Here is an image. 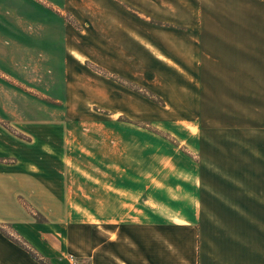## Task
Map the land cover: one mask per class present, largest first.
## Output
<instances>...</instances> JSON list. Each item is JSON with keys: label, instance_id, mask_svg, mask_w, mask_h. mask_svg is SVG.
Wrapping results in <instances>:
<instances>
[{"label": "rangeland", "instance_id": "374dc122", "mask_svg": "<svg viewBox=\"0 0 264 264\" xmlns=\"http://www.w3.org/2000/svg\"><path fill=\"white\" fill-rule=\"evenodd\" d=\"M106 1L0 0V23L5 26L0 32V236L10 242L7 246L0 245V254H10L9 244L12 242L28 252L22 258L27 264H71L70 256L75 257L74 264L90 262L74 254L60 255L48 241L39 239L40 248L33 247L18 236L19 227L10 222V212L15 211V208H22L25 216H20V220L28 221L32 228L41 231L45 228V234L60 232H51L50 227H44L45 223H53L51 218L61 222L60 219L65 217V223L74 221L78 216L73 213L71 216L66 215L63 206L68 196V207L73 212L72 201H76L69 196L71 177L78 176L70 174L73 165L71 160H80L77 162L83 164V168L79 170L84 176L88 174L86 170H98L89 172L95 173V178L99 177L96 174L116 175L111 170L119 167L116 165H122L121 169H125L122 180L126 181L132 202H135L134 198L142 202L146 197L145 192L149 191L151 180L162 178V169H165L168 162H185V150L179 146L183 142L189 144L193 139L184 124L190 127L202 126L201 144L204 150L198 153L197 138L192 141V145L189 144L195 149L193 152L196 161L199 162V158L202 160L204 157L221 166L219 174L223 178L217 180L206 176V190L217 191L219 194L208 200L210 205L218 206V202H224L225 197L234 196L242 204L259 203L264 206V194L259 192L261 184L248 178L244 180L245 175L258 178L255 170L264 168V130H244L250 125L248 120L249 123L246 124V119L236 120L224 113L225 117L222 119L205 118L204 115L209 113L202 116L198 110V93H193L183 85L181 74H184L185 69L182 65L195 69L201 62L198 42L185 30L182 33L170 30L169 23L146 20L151 15L145 9L166 13L167 3L163 0L121 1L127 9L128 17L134 16L137 21L126 24L127 27L137 30L142 38L114 40L108 36L103 37L105 26L102 8ZM11 3L16 5V16L20 15L18 10L21 9L17 4L30 3L32 13L33 4H42L61 15L65 25L68 24V30L74 33L62 40H10ZM135 3H140L143 9L135 7ZM139 14L144 15L141 23L137 19ZM59 41L62 43V50ZM68 63H74L73 70ZM106 65L121 67V73L107 70ZM101 82L124 87L128 92V108L139 104L135 103L134 98L140 100L142 117L111 118L110 124L105 123L106 121H90L102 117L101 114L106 112H103L101 104L95 105L83 96L87 90L96 92V87L101 89ZM71 92H75L74 97L78 102L66 101ZM169 95L178 101L175 106L179 108L168 102ZM180 101L184 103H179ZM181 108L185 114L193 112L190 114L194 119L184 120L179 117ZM89 115L92 118H88ZM258 122L256 121L257 126ZM59 155L69 161L64 179L62 182L45 183L40 176L53 174L56 170L53 160ZM103 157L110 160V166L95 165L94 161L102 160ZM233 157L244 164L251 161L253 163L245 168L232 167L230 158ZM254 158L260 161L254 162ZM87 164L90 166L87 167ZM254 166L256 167L251 168ZM214 169L206 166V170ZM46 170L48 174L45 173ZM233 170V175L239 174V179L233 177ZM171 174H174L173 171ZM27 187L29 191L23 195L22 189L26 190ZM44 188L58 192L60 196L57 203L54 193L50 197H41L40 190ZM227 204L234 205L230 201ZM37 229H33L36 234L33 233L40 238L42 232Z\"/></svg>", "mask_w": 264, "mask_h": 264}, {"label": "crops", "instance_id": "0c3cea01", "mask_svg": "<svg viewBox=\"0 0 264 264\" xmlns=\"http://www.w3.org/2000/svg\"><path fill=\"white\" fill-rule=\"evenodd\" d=\"M121 1L126 2L107 0L103 6V37L108 36L114 40L142 38L137 30L127 27L126 24L137 21L134 16L128 17L127 9ZM163 1L167 3L166 13L145 9V12L151 15L148 18L145 16L146 20L155 19L169 23L170 30L181 33L185 30L196 43L198 42V56L201 62L199 61L195 69L186 64L182 65L185 72L181 76L183 85L193 93H198V110L202 116L209 113L204 117L217 120L225 117V114L236 120L246 119V124L250 122L244 130H264V0ZM12 3L10 40H62L74 33L68 30V24L65 25L61 15L42 4H33V13L30 3L17 4L21 9L18 10L20 15L16 16V5ZM134 6L143 9L140 3H135ZM143 16L139 14L138 23L142 22ZM32 26H35V29H32ZM4 29V24L0 23V32ZM59 47L62 50L61 41ZM74 63L67 64L71 70ZM106 67L107 70L121 73V67ZM101 85V89L96 87V92L87 90L83 96L95 105L101 104L103 112H106L101 114L102 117L90 121H106L105 123L110 124L111 118L142 117V102L134 98L135 103L139 104L128 108V92L124 87L119 84ZM74 93L71 92L69 100H64L78 102ZM167 100L173 103V106L178 103L170 95ZM181 110L182 113L177 111L181 113L179 117L184 120L194 119L190 114L193 112L185 114L184 109ZM69 114L72 112L69 111ZM88 118L92 116L89 115ZM256 121H259L258 126ZM186 125L184 124L189 136L193 140L197 138L198 153H201L204 150L201 144L202 126ZM193 140H190L189 144L192 145ZM189 144L183 142L179 146L185 150V162H168L172 165L167 164L165 169H162L161 179L156 177L151 180L149 191L145 192L146 197L142 202H139L138 198H134L135 202H132L126 181L122 180L125 172V169H121L122 165H116L119 167L111 170L113 174L116 172V175L96 174L99 177L95 178V173L89 172L98 170H86L88 174L84 176L79 170L83 168V164L77 162L80 160H71L73 165L70 174L78 176L71 177L69 196L76 201H72L73 212L68 207V196L63 206L66 215L71 216L73 213L79 218L75 217L74 221L68 223L64 222L67 219L65 217L60 219L61 222L51 218L53 223H45L44 227H50L51 232L60 231L55 234H45V228L41 231L32 228L28 221L20 220V216H25L22 208H15L16 213L10 212V222L18 224V236L33 247L40 248L39 239L48 241L60 255L74 254L89 260L90 264H264V206L259 203L242 204L234 199V196L225 197V201H219L218 206L210 205L208 200L218 197L219 194L217 191L206 190V176L217 180L223 178V175L219 174L221 166L218 162L204 157L202 160L200 157L199 162L196 161L193 152L195 149ZM230 159L232 167L245 168L253 163L251 161L244 164L234 157ZM53 161L56 170L51 177L40 176L45 183L62 182L65 169L69 166V161L61 155ZM253 161L260 160L254 158ZM94 163L101 167L110 166L107 157ZM86 166L89 167L90 164ZM206 166L215 169L206 170ZM172 171L174 174H171ZM255 171L258 178L245 175L244 180L248 178L260 183L259 192L264 194V168ZM45 173L48 174V171ZM233 173L234 170L232 175ZM235 175L237 176L233 177L239 179V174ZM28 191V187L26 190L23 188L22 194L26 195ZM40 193L41 197H50L54 193L55 203L60 196L57 191L48 188L40 190ZM228 201L239 206L227 204ZM62 222L65 224H61ZM33 229L42 232L40 238L35 236ZM8 242L9 240L6 241L0 236L1 246H7ZM9 245L11 253L0 254V263L27 264L22 258L28 252L12 242Z\"/></svg>", "mask_w": 264, "mask_h": 264}, {"label": "built area", "instance_id": "2783aa9c", "mask_svg": "<svg viewBox=\"0 0 264 264\" xmlns=\"http://www.w3.org/2000/svg\"><path fill=\"white\" fill-rule=\"evenodd\" d=\"M69 261L71 264L75 263V257L74 256H70Z\"/></svg>", "mask_w": 264, "mask_h": 264}]
</instances>
